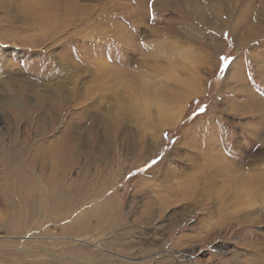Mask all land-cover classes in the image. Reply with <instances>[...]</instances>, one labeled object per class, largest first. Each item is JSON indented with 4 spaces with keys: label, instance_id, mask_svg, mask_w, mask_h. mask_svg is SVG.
Listing matches in <instances>:
<instances>
[{
    "label": "rangeland",
    "instance_id": "obj_1",
    "mask_svg": "<svg viewBox=\"0 0 264 264\" xmlns=\"http://www.w3.org/2000/svg\"><path fill=\"white\" fill-rule=\"evenodd\" d=\"M4 183L0 264H264V0H0Z\"/></svg>",
    "mask_w": 264,
    "mask_h": 264
},
{
    "label": "bare ground",
    "instance_id": "obj_2",
    "mask_svg": "<svg viewBox=\"0 0 264 264\" xmlns=\"http://www.w3.org/2000/svg\"><path fill=\"white\" fill-rule=\"evenodd\" d=\"M19 97V96H18ZM39 104V103H38ZM57 106H55V108H56ZM181 107H179V109H180ZM171 110V109H170ZM172 110H173V108H172ZM176 110H178V108H176ZM180 111V110H179ZM166 114V113H165ZM168 115H169V117H167L166 115H164L163 113H162V115L160 116V118H159V120H158V124H160V127H169L170 125H172V123H174L175 122V120H176V118H178V116H179V114H178V111H172L170 114L168 113ZM67 150H68V148L65 146V147H63L62 148V150H60L57 154H56V156H55V159H51V161H54V163H53V166L51 167V174H53V173H55V174H57V175H60V176H62L63 177V174L62 173H60V172H58L56 169H57V167H61L62 168V171H64L65 169H67V165H68V162H69V156L67 155ZM209 150V149H208ZM201 160V159H200ZM191 161V160H190ZM193 161V160H192ZM192 163V162H191ZM190 163V164H191ZM55 164H57V166L56 167H54V165ZM225 165H227L226 164V162H225V159L224 158H218V160H216V162L214 163V164H212V165H210V169H209V172L210 173H207L206 175L208 176L209 174H210V176H213V175H217V177H221L222 179H223V183H225L224 181H227V182H231V180H230V178H231V176L232 175H230V173L228 174L227 172H226V168H225ZM251 165V164H250ZM201 167V166H200ZM234 167H236V166H233L232 168L233 169H231V171L230 172H236V168H234ZM195 168H197V167H195ZM203 168V167H202ZM230 168V167H229ZM201 169V168H200ZM199 169V170H200ZM206 169V168H205ZM17 173L19 174L18 176H17V186H16V190H17V193L18 194H16V200H17V202L18 201H22L23 203L24 202H27L28 204H34L37 200L36 199H38L35 195H34V190L32 189V186H30V184H34L33 183V181H32V179H31V177H30V175H28V172H27V174H24V173H21L22 171H21V169L19 168V166H17ZM207 170V169H206ZM202 171V170H201ZM202 173V172H201ZM197 174V173H196ZM203 176V175H202ZM229 176V177H228ZM62 177L59 179V183H58V185H56V186H54V183H53V180H48L47 181V183H48V185H49V187L51 188V189H53V188H55V187H57V188H59L61 185H62V182H63V179H62ZM204 177V176H203ZM241 176H240V174L239 175H236V178H240ZM216 178V177H215ZM199 179V178H198ZM201 179V178H200ZM210 179V178H209ZM203 180H205V179H203ZM202 180V181H203ZM207 180V179H206ZM213 180H214V178H213ZM229 180V181H228ZM253 180V179H252ZM3 181V180H2ZM26 181L28 182V183H26ZM195 181V180H194ZM30 183V184H29ZM201 183V182H200ZM206 183V182H205ZM213 185L214 184H216V182L215 181H212L211 182ZM211 183H209V184H211ZM249 183H251V182H249ZM202 184V183H201ZM208 183H206V185H207ZM3 185V184H2ZM1 185V188H0V190L2 191V192H9V191H6V190H8V188H7V183H6V185H5V183H4V185L2 186ZM16 185V184H15ZM196 185H198V184H196ZM205 185V184H204ZM199 186V185H198ZM197 187V186H196ZM196 187H194L195 188V190H196ZM214 187V186H213ZM248 187H250V186H248ZM193 188V187H192ZM230 188V187H229ZM200 191H203V189L202 190H200ZM207 192V191H206ZM6 194V193H5ZM13 194H15V193H13ZM206 194V193H205ZM192 195V194H191ZM2 197V196H1ZM12 197V196H11ZM208 197V196H207ZM219 197V196H218ZM6 198V197H5ZM8 198H9V196H8ZM2 199V198H1ZM13 199V198H12ZM66 199H68V197H67V192H61V191H58V190H55V192L54 193H52V195H50V196H47V197H45L44 199H38V201L39 202H42V203H44L45 204V202L46 203H52L53 202V205L54 206H56L58 209H59V211H63V209H62V204H55V203H57V202H62V201H64V200H66ZM12 201V200H11ZM218 201V200H217ZM220 201V200H219ZM223 201V200H222ZM16 202V203H17ZM221 202V201H220ZM5 203H7V202H5ZM15 203V202H14Z\"/></svg>",
    "mask_w": 264,
    "mask_h": 264
},
{
    "label": "snow or ice",
    "instance_id": "obj_3",
    "mask_svg": "<svg viewBox=\"0 0 264 264\" xmlns=\"http://www.w3.org/2000/svg\"><path fill=\"white\" fill-rule=\"evenodd\" d=\"M222 59V61H223V65L224 66H227V64H228V61L225 59V58H221ZM221 70H223V68L221 69ZM201 111H203V109H201Z\"/></svg>",
    "mask_w": 264,
    "mask_h": 264
},
{
    "label": "trees",
    "instance_id": "obj_4",
    "mask_svg": "<svg viewBox=\"0 0 264 264\" xmlns=\"http://www.w3.org/2000/svg\"><path fill=\"white\" fill-rule=\"evenodd\" d=\"M222 57L225 58L227 61L229 60L228 58H230V57L226 58V57H224V56H221V58H222ZM222 62H223V61H222ZM222 64H223V63H222Z\"/></svg>",
    "mask_w": 264,
    "mask_h": 264
}]
</instances>
